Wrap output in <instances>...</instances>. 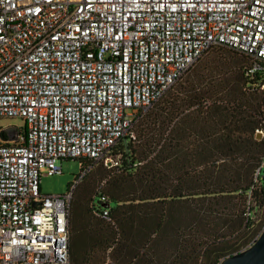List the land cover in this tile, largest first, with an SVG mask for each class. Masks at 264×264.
I'll use <instances>...</instances> for the list:
<instances>
[{
  "label": "built area",
  "instance_id": "1",
  "mask_svg": "<svg viewBox=\"0 0 264 264\" xmlns=\"http://www.w3.org/2000/svg\"><path fill=\"white\" fill-rule=\"evenodd\" d=\"M217 48L248 60L245 90L264 96V0H0V119L26 122L0 138V264H72L77 187L118 166L113 149ZM71 159L83 164L68 192L43 194Z\"/></svg>",
  "mask_w": 264,
  "mask_h": 264
},
{
  "label": "trees",
  "instance_id": "2",
  "mask_svg": "<svg viewBox=\"0 0 264 264\" xmlns=\"http://www.w3.org/2000/svg\"><path fill=\"white\" fill-rule=\"evenodd\" d=\"M237 56L245 58L230 57ZM220 63L210 72L208 65L193 69L113 149L119 164L109 168L111 181L93 197L74 193L72 264H85L82 250L92 238L82 233H103L91 217L119 227L123 238L114 236L111 247L128 264H220L251 241L264 217V168L256 175L264 140L255 137L264 96L246 92L248 64ZM104 208L113 223L98 216Z\"/></svg>",
  "mask_w": 264,
  "mask_h": 264
},
{
  "label": "rangeland",
  "instance_id": "3",
  "mask_svg": "<svg viewBox=\"0 0 264 264\" xmlns=\"http://www.w3.org/2000/svg\"><path fill=\"white\" fill-rule=\"evenodd\" d=\"M233 51L228 50L226 48H217L210 51L206 54L195 66L191 68V70L184 75L183 79L178 82L171 90H174L179 87L181 84L196 68L199 70L204 71L209 66V72L216 67L217 65H221L220 62L229 63V65H238V66H245L248 64V60L237 56L236 58H231V54ZM170 90V91H171ZM169 91V92H170ZM168 92V93H169ZM167 93V94H168ZM166 94V95H167ZM165 95V96H166ZM145 116V115H144ZM144 116L142 118H144ZM140 118V120L142 119ZM140 120L138 122H140ZM138 122L135 124L134 129ZM16 127L24 132L26 128V122L24 119L21 118H2L0 119V128L6 129L8 127ZM63 174L61 175H43L41 179V190L43 194L46 195H62L68 192L72 183L75 182L76 178L81 173V162L80 160H64L62 163ZM106 167L105 165H99L91 174H89L86 179L77 187L75 193L79 192V190H85L91 193L92 197L96 194L97 188L100 186L101 183L106 181H111L113 177V172ZM264 172V171H263ZM45 173V172H44ZM111 207H114V203H111ZM263 215V214H262ZM262 215H258V219L255 222V232L251 241L242 248V251L249 247L261 234L264 228V217ZM91 227L94 228L93 225H97L102 227L103 233L102 235H93V233H89L85 230L82 233V237L88 239L89 237L92 238L91 243H86L85 248L82 250L84 246V241L80 240L79 245L83 252V262L85 264H128V260L123 261L119 258V254H114V249L111 247L113 245V238H123L121 234V230L119 227L115 225H110L104 221L91 217L90 219ZM86 223V219L83 220L81 227L84 229ZM86 227V226H85ZM91 229V228H89ZM87 232V233H86ZM109 237V245L104 240L105 238ZM128 248L126 251L128 252Z\"/></svg>",
  "mask_w": 264,
  "mask_h": 264
},
{
  "label": "water",
  "instance_id": "4",
  "mask_svg": "<svg viewBox=\"0 0 264 264\" xmlns=\"http://www.w3.org/2000/svg\"><path fill=\"white\" fill-rule=\"evenodd\" d=\"M5 133L8 134V139ZM19 133L17 128L11 127L1 132L0 138L3 141L17 142ZM220 264H264V228L259 238L250 247L224 258Z\"/></svg>",
  "mask_w": 264,
  "mask_h": 264
}]
</instances>
